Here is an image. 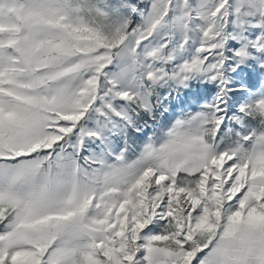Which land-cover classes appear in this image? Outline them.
<instances>
[{
  "label": "snow or ice",
  "instance_id": "6c2138e0",
  "mask_svg": "<svg viewBox=\"0 0 264 264\" xmlns=\"http://www.w3.org/2000/svg\"><path fill=\"white\" fill-rule=\"evenodd\" d=\"M0 264H264V0H0Z\"/></svg>",
  "mask_w": 264,
  "mask_h": 264
}]
</instances>
